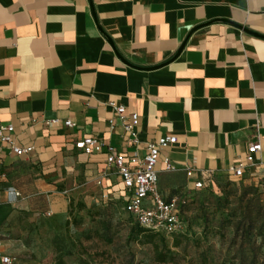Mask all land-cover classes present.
<instances>
[{"label": "crops", "instance_id": "crops-1", "mask_svg": "<svg viewBox=\"0 0 264 264\" xmlns=\"http://www.w3.org/2000/svg\"><path fill=\"white\" fill-rule=\"evenodd\" d=\"M112 102L137 113L136 144L110 129ZM6 124L17 145L32 146L21 156L0 148V239L14 258L38 216L61 215L72 200L106 202L101 188L124 205L105 154L74 148L86 136L138 155L146 142L175 136L156 166L165 199L197 179L231 177L250 141L261 150L244 178L264 176V0H0Z\"/></svg>", "mask_w": 264, "mask_h": 264}, {"label": "rangeland", "instance_id": "rangeland-1", "mask_svg": "<svg viewBox=\"0 0 264 264\" xmlns=\"http://www.w3.org/2000/svg\"><path fill=\"white\" fill-rule=\"evenodd\" d=\"M179 196L187 231L172 241L153 237L162 262L147 242L150 234L129 224L123 204L97 198L71 199L65 213L28 222L21 234L26 251L14 263L264 264V182L216 176Z\"/></svg>", "mask_w": 264, "mask_h": 264}, {"label": "built area", "instance_id": "built-area-1", "mask_svg": "<svg viewBox=\"0 0 264 264\" xmlns=\"http://www.w3.org/2000/svg\"><path fill=\"white\" fill-rule=\"evenodd\" d=\"M113 108L112 116L107 120L110 129L120 126L122 135L128 144H136L135 127L138 124L137 113L125 114V108L121 104L111 103ZM57 120H53L55 123ZM64 125L72 126L70 120H65ZM176 137L172 135H161L153 141L145 143L144 153L138 155L133 152L125 154L116 150L110 144L104 142L97 136H86L74 142V148L85 153L105 154V163L107 167L114 168L120 179L125 191L124 208L132 215L138 226L160 232L165 235H177L183 233L185 224L178 212L179 195L163 198L157 191V171L156 166L159 162L161 151L173 143ZM6 147L9 154L21 156L31 151L32 146H19L13 137V127L11 124L0 125V148ZM1 150V149H0ZM261 145L258 141H250L247 144V150L244 157L239 160L228 170V174L234 178H243L245 169L248 165H254V154L260 152ZM164 169L173 170V165L168 158H163ZM2 159L0 155V166ZM185 175L188 178L193 177L194 170L185 166ZM105 174H102V178ZM264 179V176L258 177ZM97 185L101 186V178L97 180ZM203 182L199 179L193 182V188H201ZM101 198L108 200L106 189L101 188ZM45 215H49L46 213ZM15 258L6 254L2 249L0 239V264H13Z\"/></svg>", "mask_w": 264, "mask_h": 264}, {"label": "trees", "instance_id": "trees-1", "mask_svg": "<svg viewBox=\"0 0 264 264\" xmlns=\"http://www.w3.org/2000/svg\"><path fill=\"white\" fill-rule=\"evenodd\" d=\"M233 178H234V177H233ZM236 179L241 180V179H245V178L243 177V178H236ZM248 179H252V178H248ZM256 180H259L260 182H264V179L257 178ZM179 198H180V196H179ZM106 202H107V203L116 204V202H113V201H108V200H106ZM184 203H185L184 200H182V198H180V200H179V202H178V205H177V207H178V212H179L180 216H181V210H182V208H183ZM70 204H71V203H69V205H70ZM123 209H124V211L126 212L128 218L131 219V222H130L129 224H132V225H134V226H136V227L139 228L138 231H137L138 233H146V234H150V236H148V238H147V242H148V243H152V250H153V254L155 255V259H156V261H157V262H162V261H164L165 257H164L163 254H161V252L158 251V245H157L156 243L153 242V237H154V236L165 237V236H168V235H165V234L160 233V232H154V231H152V230L145 229V228H142V227L138 226V224L134 221L132 215L129 214V213L125 210L124 205H123ZM181 218H182V216H181ZM182 219H183V218H182ZM183 221H184V220H183ZM66 223H67V222H66ZM184 224H185V221H184ZM186 231H187V228H186V225H185V229H184L183 233H180V234H177V235H170L169 237H170V239H171V241H172V240H174V239L180 238L181 236L185 235ZM56 264H62V262H61L60 260H58V261L56 262Z\"/></svg>", "mask_w": 264, "mask_h": 264}, {"label": "water", "instance_id": "water-1", "mask_svg": "<svg viewBox=\"0 0 264 264\" xmlns=\"http://www.w3.org/2000/svg\"><path fill=\"white\" fill-rule=\"evenodd\" d=\"M120 58V57H119ZM123 62H125V61H123ZM126 64H128L127 62H125ZM144 69H150V68H144Z\"/></svg>", "mask_w": 264, "mask_h": 264}]
</instances>
